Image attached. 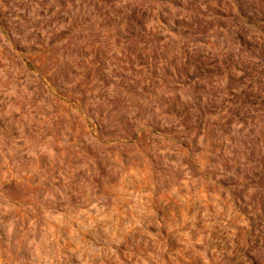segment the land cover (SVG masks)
Here are the masks:
<instances>
[{
    "label": "rangeland",
    "instance_id": "rangeland-1",
    "mask_svg": "<svg viewBox=\"0 0 264 264\" xmlns=\"http://www.w3.org/2000/svg\"><path fill=\"white\" fill-rule=\"evenodd\" d=\"M142 1L154 15L170 11L171 24L187 18L207 27L200 46L208 53H239L237 0H181L182 7ZM54 5L0 0V264H264V121L256 126V152L242 143V124L221 133L227 103L206 114L199 134L188 132L159 105L173 93L159 86L147 111L136 117L130 108L129 121L137 134L152 130L146 124L154 117L176 131L129 143L120 125L101 137L99 117L87 113L106 98L95 90L80 109L75 83L59 95L48 82L56 57L60 65L73 60L62 58L61 42L50 45L55 36L41 13ZM149 24L176 38L177 53L186 42L159 18ZM262 27H246L248 36L264 40ZM241 57L249 62L248 53ZM188 92L179 91L185 103ZM109 98L115 102L103 109V121L112 130L117 122L108 111L117 106L122 116L130 103L121 101L131 98L113 85Z\"/></svg>",
    "mask_w": 264,
    "mask_h": 264
},
{
    "label": "trees",
    "instance_id": "trees-1",
    "mask_svg": "<svg viewBox=\"0 0 264 264\" xmlns=\"http://www.w3.org/2000/svg\"><path fill=\"white\" fill-rule=\"evenodd\" d=\"M50 1L44 0L45 5ZM167 2L176 7L183 5L181 0ZM237 2L240 9L237 18L244 20V27L237 32L235 40L239 43L240 51L235 54L224 53L219 47L218 52L208 53L200 46L205 43L202 36L208 33L207 27L196 26L199 22H190L188 20L191 19L187 18H174L171 24L167 16L170 11L154 15L153 5L142 0H55L54 6L57 8L50 6L41 15L50 23L52 31L49 33L55 36L50 45L61 42L62 58L73 57V60L60 65V59L56 57L58 68L48 82L59 95L75 83L72 91L80 96V109L87 102V94L97 90V98L101 101L106 98V101L98 104L97 108H90L87 113L94 120L95 114L99 117L95 120L94 131L101 137H112L118 133L119 126L124 125L128 130L127 135L132 136L129 143L144 140L147 132L165 136L177 130L174 124L170 127L161 125V121L154 117L152 123L146 124L152 130L140 128L137 134L133 130V122L129 121L127 114L131 109L137 110L136 117L148 110L145 103H152L159 86L175 94L159 97V105H167L165 113L177 118L188 132L196 129L199 134L206 114L217 111L220 105L227 103L231 106L220 128L221 133L230 134L235 124H242L239 132L248 130L245 135L247 140L242 143L253 145L252 151L256 152L260 140L256 135V126L264 121V40L248 36L246 27L258 21L264 25V0ZM221 15L226 16L224 13ZM158 18L171 27L170 31L186 40L178 53L175 51V37L150 27V21ZM61 26L64 28L57 30ZM261 30L264 34V27ZM104 31L109 34L104 36ZM114 46L121 48L120 54L113 50ZM246 53L250 55L249 62L241 57ZM111 85L115 86L120 96L126 93L131 98L121 101L130 103L123 106L122 116L115 112L117 106L108 111V120L114 115L113 121L117 122L112 130L103 121V109L115 102L114 98L108 99ZM186 87L191 103H185L179 93ZM225 91L231 97L229 100L223 98H226V95L223 96ZM116 101L120 100L117 98ZM70 103L74 104L75 101L70 100ZM62 130L59 128L57 134Z\"/></svg>",
    "mask_w": 264,
    "mask_h": 264
}]
</instances>
